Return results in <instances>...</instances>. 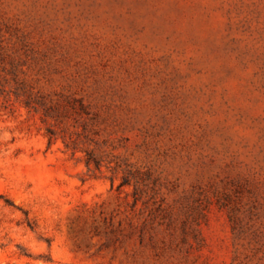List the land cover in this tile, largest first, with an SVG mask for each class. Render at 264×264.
Listing matches in <instances>:
<instances>
[{"label": "rangeland", "instance_id": "rangeland-1", "mask_svg": "<svg viewBox=\"0 0 264 264\" xmlns=\"http://www.w3.org/2000/svg\"><path fill=\"white\" fill-rule=\"evenodd\" d=\"M0 264H264V0H0Z\"/></svg>", "mask_w": 264, "mask_h": 264}]
</instances>
